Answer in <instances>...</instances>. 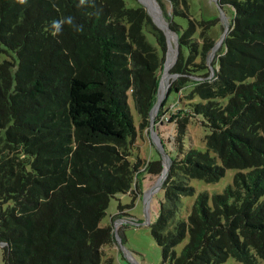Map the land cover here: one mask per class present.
I'll use <instances>...</instances> for the list:
<instances>
[{"label": "trees", "instance_id": "16d2710c", "mask_svg": "<svg viewBox=\"0 0 264 264\" xmlns=\"http://www.w3.org/2000/svg\"><path fill=\"white\" fill-rule=\"evenodd\" d=\"M154 2L179 46L170 69L176 77L155 117L156 131L160 123L172 133L170 149L162 139L172 159L161 186L165 201L150 225L162 264H222L231 257L262 264L264 0H219L229 30L211 62L224 33L211 34L219 21L196 13L191 0ZM151 16L140 0H0L5 264H115L105 247L115 244L112 222L125 211L120 203L103 224L111 200L128 193L134 205L143 176L163 170L160 152L140 156L139 134L151 130L170 49ZM53 21H65L60 34L53 35ZM198 123L207 130L206 150L192 146L190 126ZM230 168L237 170L233 182L221 192L191 184L216 182ZM184 196H194L193 203Z\"/></svg>", "mask_w": 264, "mask_h": 264}, {"label": "rangeland", "instance_id": "374dc122", "mask_svg": "<svg viewBox=\"0 0 264 264\" xmlns=\"http://www.w3.org/2000/svg\"><path fill=\"white\" fill-rule=\"evenodd\" d=\"M140 2L144 5V7L148 11L149 7L146 0H142V1L140 0ZM152 2L154 4V9H155L157 5L155 4L154 0H152ZM191 2H192L193 10L196 13L202 11L203 14L205 13L207 19L219 21V23L211 27L212 35L214 34V36H216L220 34V31L222 30L225 31L226 27L228 26L229 16L228 15L226 16L224 11L218 6L220 4L219 0H191ZM162 10L163 13L166 15L167 9L166 10L162 9ZM159 14L161 16L160 10H159ZM153 18L155 17L153 16ZM163 27L165 28L164 22H163ZM146 33L149 40L155 46H157V42L154 36L148 31V28L146 30ZM171 35L169 36L170 49L167 55L169 56L170 52H172L173 55V61L170 69L173 67L176 60V48L178 44L177 43L178 37L175 36V33H172ZM220 40L221 37L219 40H217V43L212 48V49L215 48V52L214 53H212L211 51L209 52L208 60L210 62L216 56V53H218L221 49L220 48L221 44H218ZM167 56H166V61L168 60ZM164 73L165 70H163L162 73L163 77H164ZM175 77L176 76L174 74H171L169 70V77L166 84L162 81L160 88V97L161 95L165 94L167 88L166 86H168L169 83L171 84V82L175 79ZM129 102L135 122L137 126H139L140 116L136 104L132 99V97H130ZM190 129L192 134L194 133L192 146L197 149L206 150L207 147L205 142V134L207 133V130H205V128L200 123H198L196 128L195 125L192 124L190 126ZM158 130L159 131L156 130L153 131L152 134L151 131L147 132L146 134H144L143 137L139 134L141 157L143 158H150L151 156H153L154 158L159 157L160 153L154 139H156L158 142L164 139L166 148L170 149L169 142L172 138V133L169 125L167 124L162 125L159 123ZM189 142H190V138L188 137L186 140L187 147L190 146ZM162 160L164 166L166 161L169 163V160L166 156L162 158ZM236 171L237 170L234 168L228 169L226 174L216 182H206L202 179L195 178L191 180V184L195 187V189L198 192L203 190H207L211 194L215 192H221L229 183L233 182V178ZM159 178L160 175L149 176L148 174H146V176L142 178L143 188H144L143 193L135 200L134 205H132L133 196H131L128 193H119L116 195L115 198L111 200L110 205L107 209V214L102 220L103 224L112 222L111 216L112 215L114 216L119 212L120 203L124 206V211H125V214L121 215L120 217L127 220L135 221V223L118 222L116 224V220H117L116 218L114 222H112L116 242L113 245L106 246L105 249L107 255L112 256L115 259V264H162V259H163L162 248L154 238L150 227L151 223L154 222L158 216L160 203L162 201H165L164 190L156 185ZM193 201H194V196H184L185 204L191 205ZM2 245L0 244V264H5L4 248L2 247ZM262 262H263L262 264H264V261ZM222 264H241V263L238 262L235 258L231 257Z\"/></svg>", "mask_w": 264, "mask_h": 264}, {"label": "water", "instance_id": "95a60500", "mask_svg": "<svg viewBox=\"0 0 264 264\" xmlns=\"http://www.w3.org/2000/svg\"><path fill=\"white\" fill-rule=\"evenodd\" d=\"M218 6L222 9V7L220 6V4H219ZM151 17H152V16H151ZM153 20H154V19H153ZM159 27H160V26H159ZM160 28H161V27H160ZM161 29H162V28H161ZM171 30H172V29H171ZM228 30H229V24H228V27H226L224 33L222 34V36H221V40H220V42H219L218 44H221V43H222V41H223L224 37L226 36ZM163 31L165 32L164 29H163ZM172 32H174V31L172 30ZM174 33H175L176 36L178 37V34H177L176 32H174ZM165 34H166V32H165ZM166 35H167V34H166ZM167 37H168V36H167ZM177 43H178V41H177ZM178 53H179V46H177L176 60H177V57H178ZM176 60H175V62H176ZM165 63H166V62H165ZM165 65H166V64H165ZM164 70H165V67H164ZM174 75L176 76V74H174ZM162 77H163V74H162L161 79H160L159 90H160V88H161V84H162ZM169 86H170V83L168 84V86H167V88H166V93H165L164 98L166 97V95H167V93H168ZM159 90H158V94H159ZM158 94H157V96H158ZM164 98H163V99H164ZM163 99H162V100H159V98L157 97L156 104L154 105V107H153V109H152V111H151V130H150V131H151V134L153 133V131H155V117H156V115H157V113H158V111H159V109H160V107H161V104H162ZM155 109H156L155 114H153V112H154ZM154 140H155V143H156V146H157L159 152H160L161 155H162V158H164V157L166 156V157L168 158V160H169L168 168H167V171H166V174H165L163 180L161 181V183L159 182V180H160V178H161V175L163 174V170H162V173L160 174V178H159V180H158V182H157V184H156L158 187H161V186L163 185V183H164V181H165L167 175H168V171H169V167H170V164H171L172 159H171V157L169 156L168 152L166 151L165 146H164V144H163V141L160 140V141L158 142L156 139H154ZM163 168H164V164H163ZM118 222H129V223H135V221L127 220V219H124V218H122V217L117 218V220H116V224H117ZM0 244H2V243H0Z\"/></svg>", "mask_w": 264, "mask_h": 264}, {"label": "bare ground", "instance_id": "6f19581e", "mask_svg": "<svg viewBox=\"0 0 264 264\" xmlns=\"http://www.w3.org/2000/svg\"><path fill=\"white\" fill-rule=\"evenodd\" d=\"M142 1V0H141ZM146 2H147V4H148V7H149V12L155 17L154 18V20H155V22L161 27V28H163L164 30H165V32H166V34H167V36H168V41H169V47H170V35L172 34V33H170L166 28H164L163 27V19H162V17L159 15V13H158V11L156 10L155 11V9H154V4H153V2H152V0H146ZM160 17H161V19H162V21H161V19H160ZM167 27H168V25H167ZM228 27V26H227ZM169 28V27H168ZM170 29V28H169ZM171 30V29H170ZM171 32H172V30H171ZM174 33V32H173ZM174 35V34H173ZM172 36V35H171ZM175 36H176V34H175ZM178 45V44H177ZM172 50V49H171ZM215 52V51H214ZM213 52V53H214ZM176 55H177V48H176ZM167 58H168V60L166 61V65H165V73H164V77H162V81L166 84V82H167V80H168V77H169V70H170V67H171V65H172V61H173V55H172V52H170V54H169V56H167ZM167 87V86H166ZM165 93H166V91H165ZM162 94V93H161ZM164 96H165V94L164 95H161V97L159 96V100H161V99H163L164 98ZM155 111H156V109L154 110V113H155ZM153 113V114H154ZM168 162L166 161L165 162V166H164V170H163V174L161 175V178H160V180H159V182L161 183V181L163 180V178H164V176H165V174H166V171H167V168H168Z\"/></svg>", "mask_w": 264, "mask_h": 264}, {"label": "clouds", "instance_id": "9594fccd", "mask_svg": "<svg viewBox=\"0 0 264 264\" xmlns=\"http://www.w3.org/2000/svg\"><path fill=\"white\" fill-rule=\"evenodd\" d=\"M17 2L21 5L26 4L27 0H17ZM85 3V0H80V4L83 5ZM65 21H53L52 23V28L54 29L53 31V35H57L60 34L62 32V23H64ZM66 22L71 25L72 24V18L69 17L66 19ZM77 31H81V28H77Z\"/></svg>", "mask_w": 264, "mask_h": 264}, {"label": "crops", "instance_id": "0c3cea01", "mask_svg": "<svg viewBox=\"0 0 264 264\" xmlns=\"http://www.w3.org/2000/svg\"><path fill=\"white\" fill-rule=\"evenodd\" d=\"M146 176V174L143 176V178ZM141 183H142V185H143V182H142V179H141ZM144 189V188H143Z\"/></svg>", "mask_w": 264, "mask_h": 264}, {"label": "built area", "instance_id": "2783aa9c", "mask_svg": "<svg viewBox=\"0 0 264 264\" xmlns=\"http://www.w3.org/2000/svg\"><path fill=\"white\" fill-rule=\"evenodd\" d=\"M2 244H3V243H2ZM2 244H1V245H2Z\"/></svg>", "mask_w": 264, "mask_h": 264}]
</instances>
